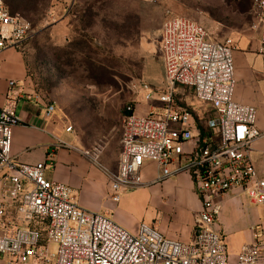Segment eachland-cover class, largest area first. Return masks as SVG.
Listing matches in <instances>:
<instances>
[{"label":"built area","instance_id":"obj_1","mask_svg":"<svg viewBox=\"0 0 264 264\" xmlns=\"http://www.w3.org/2000/svg\"><path fill=\"white\" fill-rule=\"evenodd\" d=\"M255 7L259 28L264 25V0H255ZM32 33L31 25L12 16L0 0V57L18 49ZM160 45L165 89L155 91L144 82L134 86L136 103L150 110L138 116L135 106L127 107L117 171L102 168L85 153L106 174L115 204L146 185L142 174L148 164L158 166L157 182L188 174L201 204L193 241L170 240L144 224L132 234L108 213L79 206L71 187L47 177L46 163L18 162L12 154L17 104L23 99L42 103L46 118L57 107L25 84L9 81L0 108V264H264L261 236L253 234L231 256L221 230L228 198L246 197L264 206V179L252 160L253 145L264 132L257 127V110L233 100V40L211 41L199 24L174 18L163 24ZM180 88L213 112L205 132L194 112L179 101ZM66 132L72 134L73 128ZM57 147L68 145L59 140ZM50 167L55 169L52 160Z\"/></svg>","mask_w":264,"mask_h":264},{"label":"rangeland","instance_id":"obj_2","mask_svg":"<svg viewBox=\"0 0 264 264\" xmlns=\"http://www.w3.org/2000/svg\"><path fill=\"white\" fill-rule=\"evenodd\" d=\"M16 5L33 30L14 50L24 59L30 89L56 105L60 132L73 128V147L80 146L110 172L118 169L127 107L135 106L138 116L150 110L136 103L134 86L144 82L155 91L165 89L160 44L166 21L186 18L202 26L211 41L233 40V100L237 103V96L247 94L237 77L238 50L243 39L258 32L255 0H16ZM249 84L251 92H264L258 84ZM178 92L179 101L203 123L212 117L190 90ZM258 115L259 110L257 124ZM128 194L116 214L130 225L183 213L171 193L161 195L153 186ZM106 204L109 208L113 203L107 198ZM260 230L253 226L246 240L253 234L262 237Z\"/></svg>","mask_w":264,"mask_h":264},{"label":"crops","instance_id":"obj_3","mask_svg":"<svg viewBox=\"0 0 264 264\" xmlns=\"http://www.w3.org/2000/svg\"><path fill=\"white\" fill-rule=\"evenodd\" d=\"M14 50L16 49L8 50L0 57V108L5 105L9 81L31 86L24 59ZM238 51L240 56L237 77L243 82L241 87L247 90V94L242 93L236 100L239 104L255 106L259 110L257 126L264 132V92L260 90L256 94L249 88V83L253 82L264 89V25L250 38L243 39L241 50ZM45 112V106L33 99H23L17 104L15 115L19 123L13 127V157L26 165L46 163L47 177L71 187L73 198L79 206L97 213L107 207L105 214L108 213L117 224L126 230L139 231L140 227L130 225L119 212L116 214L118 204L112 202L108 208L106 203L107 198H110L107 176L79 145L78 149L73 147V143L77 141L73 134L66 132L68 127H64L65 134L60 132L57 113L52 118H46ZM59 140L68 147H57ZM51 160L54 162V170L50 167ZM252 160L259 176L264 179V138L253 145ZM142 176L146 185L153 186L161 195L171 193L173 200L175 197L183 208L181 215L160 217L146 225L155 227L170 240L191 243L201 204L194 192L190 176L183 173L165 182H157L160 170L155 164H148ZM128 196V193L125 194L120 203ZM220 222L224 234L227 235L226 243L231 256H236L241 247L252 238L250 236L246 240L247 233L253 226H260L264 240V206L253 204L246 197L225 200Z\"/></svg>","mask_w":264,"mask_h":264},{"label":"trees","instance_id":"obj_4","mask_svg":"<svg viewBox=\"0 0 264 264\" xmlns=\"http://www.w3.org/2000/svg\"><path fill=\"white\" fill-rule=\"evenodd\" d=\"M4 2H5V5L7 6L8 10H9V12H10V14H11L12 16H14V17H19L20 19L24 20L22 17H20V16L18 15V13H20V12H19V8H18L17 5H16V0H4ZM24 21H26V20H24ZM26 22H27V21H26ZM211 113H212V117L209 118V119H207V121H206L205 123H203V119L201 120V119L197 118V116H196L195 113H194L195 118H196L197 126H198L203 132L206 131V126H207L208 122H209L210 120L213 119V112L211 111Z\"/></svg>","mask_w":264,"mask_h":264}]
</instances>
